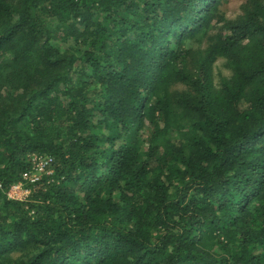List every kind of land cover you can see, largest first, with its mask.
<instances>
[{
	"label": "trees",
	"instance_id": "trees-1",
	"mask_svg": "<svg viewBox=\"0 0 264 264\" xmlns=\"http://www.w3.org/2000/svg\"><path fill=\"white\" fill-rule=\"evenodd\" d=\"M226 1L0 0V264H264V0Z\"/></svg>",
	"mask_w": 264,
	"mask_h": 264
},
{
	"label": "built area",
	"instance_id": "built-area-1",
	"mask_svg": "<svg viewBox=\"0 0 264 264\" xmlns=\"http://www.w3.org/2000/svg\"><path fill=\"white\" fill-rule=\"evenodd\" d=\"M30 161V167L22 172L20 180L11 184L5 191V195L8 199L25 200L29 193L27 185H35L40 181L43 175L52 173V168L50 167L52 161L51 157L36 154L31 156Z\"/></svg>",
	"mask_w": 264,
	"mask_h": 264
},
{
	"label": "rangeland",
	"instance_id": "rangeland-1",
	"mask_svg": "<svg viewBox=\"0 0 264 264\" xmlns=\"http://www.w3.org/2000/svg\"><path fill=\"white\" fill-rule=\"evenodd\" d=\"M245 0H227L225 4L222 5V9L224 10L225 16L227 18H234L241 13V6ZM223 62L219 59L217 62L214 63L215 73L219 69L221 70L223 75H227L229 72L226 68L223 67ZM177 90H181L183 86H177ZM30 157L36 155L35 152L29 153ZM30 193V187H28ZM28 193V195H29ZM23 201V200H22Z\"/></svg>",
	"mask_w": 264,
	"mask_h": 264
}]
</instances>
